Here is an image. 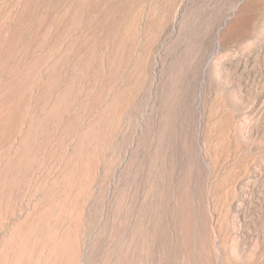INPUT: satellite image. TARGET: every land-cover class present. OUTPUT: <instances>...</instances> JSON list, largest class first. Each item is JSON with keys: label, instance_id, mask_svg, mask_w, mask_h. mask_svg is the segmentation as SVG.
Returning <instances> with one entry per match:
<instances>
[{"label": "rangeland", "instance_id": "1", "mask_svg": "<svg viewBox=\"0 0 264 264\" xmlns=\"http://www.w3.org/2000/svg\"><path fill=\"white\" fill-rule=\"evenodd\" d=\"M0 264H264V0H0Z\"/></svg>", "mask_w": 264, "mask_h": 264}, {"label": "bare ground", "instance_id": "2", "mask_svg": "<svg viewBox=\"0 0 264 264\" xmlns=\"http://www.w3.org/2000/svg\"><path fill=\"white\" fill-rule=\"evenodd\" d=\"M56 253V252H55ZM52 254V253H51Z\"/></svg>", "mask_w": 264, "mask_h": 264}]
</instances>
